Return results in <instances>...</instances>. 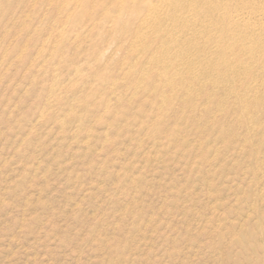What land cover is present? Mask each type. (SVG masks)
<instances>
[{
  "label": "rangeland",
  "instance_id": "rangeland-1",
  "mask_svg": "<svg viewBox=\"0 0 264 264\" xmlns=\"http://www.w3.org/2000/svg\"><path fill=\"white\" fill-rule=\"evenodd\" d=\"M62 1L0 0V264H264V21L213 72Z\"/></svg>",
  "mask_w": 264,
  "mask_h": 264
},
{
  "label": "bare ground",
  "instance_id": "bare-ground-1",
  "mask_svg": "<svg viewBox=\"0 0 264 264\" xmlns=\"http://www.w3.org/2000/svg\"><path fill=\"white\" fill-rule=\"evenodd\" d=\"M55 1L56 0H43V4L48 6L51 10H54L56 6ZM115 1L121 11L129 12L130 26L127 27V31L135 36L143 31H145V33H151L152 36L155 34H153L152 31H156L157 33L158 31H162L168 34V37L156 36L155 38L161 45H168L170 47L182 43L181 41L189 45H193L195 40L204 41L206 44L213 42L215 50L211 52V55H213L212 58H215V60L212 61V59H209V56L201 54L199 58L206 61L205 65L200 67L201 69L205 67L208 70L210 69L213 72H217L220 70V65L218 64L220 59L229 55L234 56L239 50L245 52L247 57L252 58L250 56H253V54L257 52L256 50L263 49L260 47V43L255 42V40L251 41V47L249 48L241 46L240 41L241 39L248 38L250 34L253 33L249 30V27L253 26L256 21H264V0H252L251 2L240 3L242 9H248V12L252 15L255 14L258 19L255 18L256 16L253 19L251 17H244L239 13H227L230 4L222 2L221 0H154V4L151 3L142 6L134 4L133 9L130 11L128 10L129 2L132 0ZM62 5H64L63 1ZM59 10H61V8ZM221 11L225 12L221 14ZM118 13L120 14V12ZM67 20L68 18H66V21ZM123 23H125V21ZM68 25L69 24H67V26ZM260 27L264 30V25H260ZM131 29L132 31H130ZM186 33H189L190 38H184ZM182 35H184V37ZM226 42L227 44H225ZM261 52H263V54L257 57V62L264 61V50ZM180 53L187 55L189 52L184 50ZM176 57V55L171 56L173 59Z\"/></svg>",
  "mask_w": 264,
  "mask_h": 264
}]
</instances>
